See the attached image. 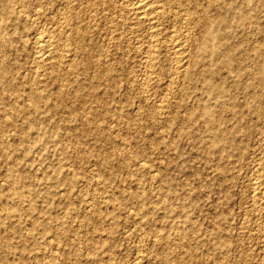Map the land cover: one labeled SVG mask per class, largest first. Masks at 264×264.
I'll return each instance as SVG.
<instances>
[{"label":"rangeland","instance_id":"1","mask_svg":"<svg viewBox=\"0 0 264 264\" xmlns=\"http://www.w3.org/2000/svg\"><path fill=\"white\" fill-rule=\"evenodd\" d=\"M9 1L0 264H264V0H174L153 68L147 24ZM60 20L69 44L42 67L36 34ZM187 25L175 73L168 44Z\"/></svg>","mask_w":264,"mask_h":264},{"label":"bare ground","instance_id":"2","mask_svg":"<svg viewBox=\"0 0 264 264\" xmlns=\"http://www.w3.org/2000/svg\"><path fill=\"white\" fill-rule=\"evenodd\" d=\"M14 1V0H13ZM21 1V0H19ZM39 1V0H38ZM74 1L75 3H77L80 7H85L86 9L90 10L92 13L94 14H97V15H100V17H105L106 19H108L109 17L112 19L110 23L114 22L115 20H117V22H115L114 24L116 23H126V22H129V25L131 27V29L135 28L137 25H142L143 23L144 24H147L148 26V35H149V38L150 40L147 41L148 43V47L147 49H145L146 51H144V58H145V62L147 64H149V67H152L153 66H157V65H154L155 64V59L157 58L155 56V54H159L157 51H156V48H157V45H159L158 43H163V42H160L158 41L157 37L158 35H160L162 32H163V28H164V24L162 25L163 21L165 19H167L169 17V15L171 14V10H173V3L174 0H72ZM214 1V0H213ZM73 2V3H74ZM188 2V1H187ZM72 3V4H73ZM179 3V2H178ZM1 7H0V17L1 16H6L10 13L11 9V5H10V1L9 0H3V3H1ZM12 4V3H11ZM69 4V2H68ZM180 4V3H179ZM209 4V3H208ZM213 4V3H212ZM71 5V4H70ZM196 7L198 8V5L197 3H195ZM40 6V5H39ZM76 6V5H75ZM181 6V5H180ZM182 6L184 8H182L181 12H185L184 14H182L183 16V19L182 21H185L188 25L190 24V22L188 21L189 18H187L188 16L191 17V14L194 13L192 12L190 9L186 8L185 5L182 4ZM211 7V5H208ZM68 7V6H67ZM73 8V7H72ZM181 8V7H180ZM193 8V7H191ZM71 9V8H70ZM177 9V8H176ZM206 9V8H205ZM38 10V9H37ZM76 10V9H75ZM74 10V11H75ZM175 10V9H174ZM39 11H41V8L39 7ZM49 11V10H48ZM69 11V10H68ZM73 11V10H72ZM86 11V10H85ZM177 11L179 12V10L177 9ZM192 13H191V12ZM208 10H206L207 12ZM59 12V11H58ZM63 12V11H62ZM61 12V13H62ZM67 12V11H66ZM65 12V13H66ZM76 12V11H75ZM176 12V10H175ZM180 12V13H181ZM43 13V12H42ZM60 13V14H61ZM70 13V12H69ZM57 14V13H56ZM77 14V13H76ZM84 14H86L84 12ZM176 13H174L173 15H175ZM179 14V13H178ZM12 15V14H11ZM28 15V14H27ZM62 15V14H61ZM60 15V16H61ZM65 15V14H64ZM177 15V14H176ZM181 15V14H180ZM207 15V14H206ZM10 16V15H8ZM66 16V15H65ZM178 16V15H177ZM175 16V18L177 17ZM185 16V17H184ZM56 17V16H54ZM67 17V16H66ZM75 17V16H74ZM98 17V18H100ZM181 17V16H180ZM196 17V16H195ZM62 18H64V16H62ZM68 18V17H67ZM89 18H92L91 16ZM182 18V17H181ZM193 18V17H191ZM210 18V17H209ZM61 19V18H60ZM69 19V18H68ZM71 19V18H70ZM76 19L81 22L83 21L81 19V17L79 15H76ZM97 19V18H95ZM94 19V20H95ZM105 19V21H106ZM59 20V19H58ZM62 20V19H61ZM58 21V22H54V26L55 28L53 29V31L51 32H44V31H40V32H37L36 34V38H35V44H36V47H37V54H36V61L38 62L37 64H41L42 67H43V63H53L52 61L57 58L58 56H61V52L62 50L67 46V44L69 43H65L62 39H60V37H57L56 34H55V31L54 30H57V29H63L64 25L66 24L65 21ZM87 20V19H86ZM110 19H108L109 21ZM173 20H174V16H173ZM180 20V21H181ZM193 20V19H192ZM25 21V20H24ZM69 21V20H68ZM102 21V19H101ZM166 21V20H165ZM177 20H174V22H176ZM179 21V19H178ZM188 21V22H187ZM74 22V21H73ZM85 22V21H83ZM95 22V21H94ZM170 22V21H169ZM184 22V23H185ZM70 23V22H69ZM67 22V24H69ZM100 23V22H99ZM167 23V22H165ZM0 24H1V21H0ZM52 24V26H53ZM113 24V23H112ZM128 24V23H127ZM125 24V25H127ZM168 24V23H167ZM192 24V23H191ZM196 24V23H195ZM2 25V24H1ZM124 25V24H123ZM183 25V23H182ZM181 26L178 27L180 29L178 30H174L171 35H173L170 39V44H168V41H167V44L169 45L170 49H171V53L172 54V60L174 61V69H176V72H179V71H183L185 72L186 71V68H187V62H186V54H187V47L185 45V42L183 41V36L184 35H188L190 34V29L188 28L189 26ZM194 25V24H193ZM67 26V25H66ZM71 26V25H70ZM97 27V25H95ZM111 26V25H110ZM163 26V27H162ZM176 26V25H175ZM3 27V25H2ZM69 27V25H68ZM67 27V28H68ZM73 27V26H71ZM126 27V26H125ZM143 27V26H142ZM192 27V26H191ZM51 28V26H50ZM65 28V27H64ZM114 28V27H112ZM121 28V27H120ZM119 28V26L115 25V30H121ZM78 29V28H77ZM128 30V27L126 28ZM167 29V28H166ZM172 29V30H173ZM3 28H1V32H2ZM49 30V29H48ZM71 30V29H70ZM192 30V29H191ZM73 31V30H72ZM76 31V30H75ZM103 31V30H102ZM114 31V30H113ZM146 31V32H147ZM167 31V30H166ZM64 32H66L67 34L69 32H67V30H65ZM79 32H84V28L83 29H79ZM119 32V31H118ZM128 33V31H126ZM125 32V33H126ZM133 32V31H132ZM74 33V32H73ZM114 33V32H113ZM121 33L122 30H121ZM120 33V34H121ZM139 33V31H138ZM166 33V32H165ZM192 33V32H191ZM7 34V33H6ZM13 34V32H12ZM62 34V33H61ZM80 34V33H79ZM85 34V33H84ZM119 34V33H118ZM136 34H137V29H136ZM143 34V33H142ZM164 34V32H163ZM195 34V33H194ZM2 36H4L2 33H1ZM91 35V34H90ZM113 35V34H112ZM115 35V34H114ZM129 35V33H128ZM144 35V34H143ZM146 35V34H145ZM167 35V34H166ZM8 36V35H6ZM68 36V35H67ZM70 36V35H69ZM68 36V38H69ZM132 36V34H131ZM160 37V36H159ZM158 37V38H159ZM187 37V36H186ZM2 38V37H1ZM3 39V38H2ZM66 40V39H65ZM147 40V39H146ZM160 40V38H159ZM4 41V40H3ZM163 41V40H162ZM1 42V41H0ZM70 42V41H69ZM146 42V41H145ZM73 43V41L71 42ZM72 45V44H71ZM139 45V44H138ZM141 45V44H140ZM11 46V45H10ZM70 46V45H69ZM161 45H159L160 47ZM138 47V46H137ZM159 47L157 49H159ZM160 48H163V47H160ZM166 48V47H165ZM163 48V49H165ZM69 49V48H68ZM143 49V50H144ZM70 50V49H69ZM160 50V49H159ZM166 50H168L166 48ZM68 51V50H67ZM137 51V50H136ZM170 51V50H169ZM69 52V51H68ZM141 52V51H140ZM156 54V55H157ZM169 54V55H170ZM161 55V54H160ZM158 58H159V55H157ZM156 57V58H155ZM143 58V59H144ZM189 58V57H188ZM187 58V60H188ZM58 60V59H57ZM65 60V59H64ZM158 60V59H157ZM108 61V60H107ZM99 62V61H98ZM97 62V63H98ZM173 63V62H172ZM189 64V63H188ZM60 65V64H59ZM173 65V64H171ZM112 66V65H111ZM2 67V66H1ZM46 67V65H45ZM147 67V66H146ZM257 67V66H256ZM38 68V66H37ZM172 69V68H171ZM40 70V68H39ZM44 70V69H43ZM48 70V68H47ZM152 70V69H150ZM45 71V70H44ZM43 71V72H44ZM110 71V70H109ZM149 71V70H148ZM46 73V71H45ZM151 73V72H150ZM170 73V72H169ZM173 73V72H172ZM41 74V72H40ZM47 75V74H46ZM45 75V76H46ZM179 75V74H178ZM181 75V74H180ZM41 76V75H40ZM44 77V76H43ZM35 78V77H34ZM38 78V77H37ZM41 78V77H40ZM152 78V77H151ZM2 79V78H1ZM35 81V80H34ZM43 81V80H42ZM42 88V86H41ZM41 91V90H40ZM28 94V93H27ZM29 97V96H28ZM30 99V98H29ZM29 103V102H28ZM33 103V102H32ZM17 106V105H16ZM29 117V116H28ZM17 120V119H16ZM26 121V120H25ZM3 128V127H2ZM14 132V131H13ZM21 132V131H20ZM3 135V133H2ZM109 137V136H108ZM3 138V137H2ZM115 138V137H114ZM112 140V139H111ZM7 143V142H6ZM1 144V143H0ZM258 182H257V192L261 193L262 195V192L264 193V191H262V189L264 187L263 184L264 183H261L262 180H260V178H258ZM3 188V187H2ZM4 190V189H3ZM260 195V196H261ZM264 195V194H263ZM262 195V196H263ZM10 196V195H9ZM259 198V197H257ZM6 201V200H5ZM258 202V201H257ZM2 208V207H1ZM92 209V208H91ZM138 216V215H137ZM141 219V218H140ZM48 225V224H47ZM3 237V236H2ZM181 240V239H180ZM184 240V238H183ZM172 246V245H171ZM161 247V246H160ZM170 247V246H169ZM83 248V247H82ZM161 249V248H160ZM76 251V250H75ZM52 252H54L52 250ZM68 252H70L68 250ZM74 252V251H73ZM78 252V251H77ZM190 252V251H189ZM40 253V252H39ZM82 254V253H81ZM81 254H77L78 255V259H79V256H81ZM86 254V253H85ZM75 255V254H74ZM76 255V257H77ZM53 257V256H52ZM48 259V258H47ZM55 259V258H54ZM49 260V259H48ZM170 260V259H169ZM165 261V260H164ZM44 262V261H43ZM58 262V261H57ZM55 262V263H57Z\"/></svg>","mask_w":264,"mask_h":264}]
</instances>
